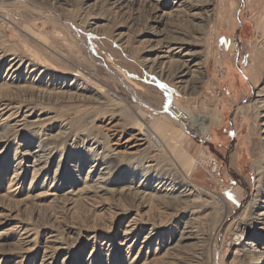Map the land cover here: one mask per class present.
<instances>
[{"label": "rangeland", "instance_id": "obj_1", "mask_svg": "<svg viewBox=\"0 0 264 264\" xmlns=\"http://www.w3.org/2000/svg\"><path fill=\"white\" fill-rule=\"evenodd\" d=\"M259 94L264 0H0V264H264Z\"/></svg>", "mask_w": 264, "mask_h": 264}, {"label": "bare ground", "instance_id": "obj_2", "mask_svg": "<svg viewBox=\"0 0 264 264\" xmlns=\"http://www.w3.org/2000/svg\"><path fill=\"white\" fill-rule=\"evenodd\" d=\"M258 97H259V98L257 99V104H258V103H263V104H262L263 106H261L262 108H261V107H260V108H261V109H264V101H263L264 99L262 98V97H264V96H263L262 94H259ZM261 99H263V100H261ZM204 121H205V119H200V120H198V122H197V129H198V130H203V125H205V124H204ZM263 127H264V123H263ZM262 132L264 133V128H263V131H262ZM101 187H102V186H101ZM262 211H263V212L260 213L259 216L262 218V220H264V210H262ZM241 226H242V225H240V227H241ZM243 226H244V228H245V224H244ZM240 227H239V230L242 231L243 229L240 228Z\"/></svg>", "mask_w": 264, "mask_h": 264}, {"label": "built area", "instance_id": "obj_3", "mask_svg": "<svg viewBox=\"0 0 264 264\" xmlns=\"http://www.w3.org/2000/svg\"><path fill=\"white\" fill-rule=\"evenodd\" d=\"M210 140H211V136H210V135H206V136L203 137L200 141H201V144L203 145V144H205V143H208ZM212 166H213L214 170L217 169V167H218L217 162L214 161V162L212 163Z\"/></svg>", "mask_w": 264, "mask_h": 264}]
</instances>
